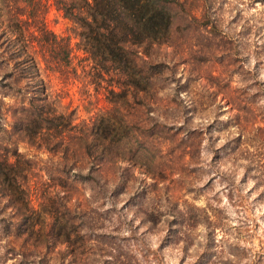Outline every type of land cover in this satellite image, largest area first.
I'll list each match as a JSON object with an SVG mask.
<instances>
[{"label": "rangeland", "instance_id": "1", "mask_svg": "<svg viewBox=\"0 0 264 264\" xmlns=\"http://www.w3.org/2000/svg\"><path fill=\"white\" fill-rule=\"evenodd\" d=\"M42 1L45 27L68 36L73 52L83 56L75 49L76 25L53 0ZM188 3L196 18L186 23L174 6L170 33L155 50L180 82L165 91L163 102H169L154 112L165 125L124 145L148 152L115 164L125 178L121 191L102 196L86 188V202L82 189L76 193L94 232L87 230L91 236L84 245L76 241L75 250L88 246L90 264H264V0ZM53 82L56 91L62 85L67 91L61 105L75 107L78 118L105 115L106 109L108 115L111 103L102 87L91 83L87 98L77 80ZM183 129L195 135L192 152L180 146ZM16 146L28 157L47 155L24 141ZM39 163L27 171L34 209L46 187ZM75 256L85 253L68 252L63 263Z\"/></svg>", "mask_w": 264, "mask_h": 264}, {"label": "trees", "instance_id": "2", "mask_svg": "<svg viewBox=\"0 0 264 264\" xmlns=\"http://www.w3.org/2000/svg\"><path fill=\"white\" fill-rule=\"evenodd\" d=\"M53 4L76 25L75 49L83 56L73 52L68 36L45 27V2L0 0L1 264L8 259L10 264L49 260L55 264L58 257L74 251L85 256H75L71 264H90L88 246L75 250L76 241L84 245L94 232V223L88 220L92 216L76 193H81L79 188L82 195L86 188L102 196L107 190L121 191L125 178L115 164L122 157L137 161L141 153L145 157L148 151L124 145L130 147L152 134L154 127L165 125L154 112L169 102V98L163 102L165 91L180 84L171 62L160 60L155 50L170 33L174 6L186 23L196 18L188 0H53ZM56 78L63 84L77 80L87 98L91 83L95 90L102 87L111 103L108 115L106 109L105 115L78 118L75 107L67 110L61 105L67 91L63 85L55 90ZM181 133L180 146L194 151L195 135H188L187 129ZM18 141L47 155L28 157L17 150ZM152 142L162 144L159 139ZM37 161L46 187L39 194V209H34L27 171Z\"/></svg>", "mask_w": 264, "mask_h": 264}]
</instances>
